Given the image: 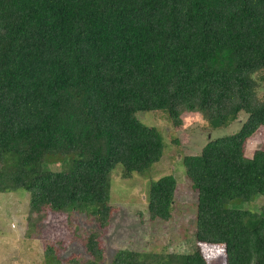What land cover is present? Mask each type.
<instances>
[{
    "label": "trees",
    "instance_id": "16d2710c",
    "mask_svg": "<svg viewBox=\"0 0 264 264\" xmlns=\"http://www.w3.org/2000/svg\"><path fill=\"white\" fill-rule=\"evenodd\" d=\"M263 68L264 0H0V193L29 196L39 234L50 213L98 226L78 235L84 254L45 238V263L103 264L112 172L131 179L162 160L161 133L137 117L161 111L174 127L198 114L208 136L182 158L198 245L223 246L225 264H264V146L245 153L264 126L252 78ZM178 186L150 182L151 221L172 219ZM200 249H121L111 264H208Z\"/></svg>",
    "mask_w": 264,
    "mask_h": 264
},
{
    "label": "rangeland",
    "instance_id": "374dc122",
    "mask_svg": "<svg viewBox=\"0 0 264 264\" xmlns=\"http://www.w3.org/2000/svg\"><path fill=\"white\" fill-rule=\"evenodd\" d=\"M256 99L264 104V68L256 71ZM137 117L148 127H155L161 133L164 142L162 160L146 174H136L131 179L121 177V166H117L111 175L110 202L114 205L110 225L100 236L104 250L103 264H111L115 252L130 249L142 252L172 254L190 253L200 246L208 264H225L223 246L198 245L195 238L197 192L185 178L182 158L200 154L208 142V136L202 132L203 120L198 114L185 113L181 126H173L169 116L161 111H141ZM242 114L240 121L245 120ZM240 123L232 125L228 133L236 131ZM176 141L178 143H176ZM246 156L264 146V126L248 139ZM47 169L59 170L60 165L48 164ZM166 175H173L178 181V189L170 221H151L147 211L148 185ZM241 209H255L256 203H237ZM29 196L22 192L0 193V264H46L44 239H53V244L63 245L72 254L77 251L78 235L87 236L89 231L98 230V226L80 219L75 214H49L46 217L42 234L37 229L41 223L38 217L35 224L29 226ZM37 219V220H36ZM33 230V232L29 231ZM64 251V255L66 254Z\"/></svg>",
    "mask_w": 264,
    "mask_h": 264
}]
</instances>
